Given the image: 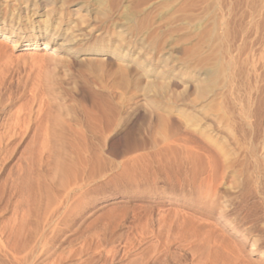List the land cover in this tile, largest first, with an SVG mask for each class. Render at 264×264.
<instances>
[{
    "label": "rangeland",
    "instance_id": "rangeland-1",
    "mask_svg": "<svg viewBox=\"0 0 264 264\" xmlns=\"http://www.w3.org/2000/svg\"><path fill=\"white\" fill-rule=\"evenodd\" d=\"M101 1L66 4L93 42L124 3L122 99L95 92L113 56L0 36V264H264V195L204 140L240 103L264 125V0Z\"/></svg>",
    "mask_w": 264,
    "mask_h": 264
},
{
    "label": "bare ground",
    "instance_id": "bare-ground-1",
    "mask_svg": "<svg viewBox=\"0 0 264 264\" xmlns=\"http://www.w3.org/2000/svg\"><path fill=\"white\" fill-rule=\"evenodd\" d=\"M13 1L19 2L20 0ZM98 1L100 2L98 4H102L101 0ZM59 2L60 4H58ZM66 2L67 0H50L49 4L46 5V9L42 14V16L44 17L40 20L38 19L37 21H33V19L29 17L28 19H30V21L27 22L28 24L22 23V17L20 14L22 9L18 5L16 7L13 2L12 4H8L6 2L4 7L1 6L3 8H0V36L4 39H12L13 37H16L17 39H15L14 41L17 44L25 43L26 46H29L32 49H36L39 47L41 48V46L48 47L56 45L55 48H66L64 50L65 53H68L69 51L74 52L75 56L76 53H83L85 55L94 56L102 54L106 56H113L116 59V68L111 72H109L108 69L105 70V73L102 75V78L104 79H102V81L100 82V89L96 90L95 92L100 96H105L107 98L110 97L113 99L116 97L118 99H122L125 93V62L127 59L125 50V45L127 44H125V26H127L125 25V23L127 20L126 14L123 10L125 9L123 8L124 3L120 4L121 2H118L120 4L118 10L119 12L117 15L118 17L112 16L116 13V11H114V14L109 13L110 10L113 11L115 7L113 4V9H108V7L104 6V8L102 9V6L99 5L101 7H99V11L102 9V16H105L104 20L103 18H101V21L103 20L102 22L104 24L105 31L104 33L100 34H98V32V35H95V40L93 42H89L92 38V32L98 30V28L95 29L90 26L91 24L89 22V19L91 16V8L87 9L89 6H87L86 8V6H82L80 4L81 6H77L73 9V11L68 7L69 3L66 4ZM103 2L105 3V1ZM36 4L37 3H35L34 5ZM115 4L117 5V3ZM27 9L28 7L25 6L23 11H27ZM116 9H118V6ZM82 10L84 11V13H82ZM31 15L41 14H39V10H32ZM42 16H40V18ZM36 29H38V32L36 31ZM66 56L68 57V55ZM58 57L56 56L55 58V56H52V58H54L55 60H57ZM99 58L97 56L96 59ZM60 59L57 61L61 62ZM94 59L95 58H93V60ZM104 59H100L101 61L97 60L98 62L95 60L96 62L94 63V65L96 67H102L103 69V67H106L107 64ZM87 64H89V61ZM91 65L93 67V64ZM34 83L36 82L34 81ZM236 110V114L234 113L235 115L233 114L234 111H232L231 108H226L225 110H223L217 126H209L207 131L204 133V140L208 145L207 148L209 147L210 152H214V155H208L209 166L214 167L215 165V161L212 160L213 157L216 161H220L219 165H224L226 162H229L231 148H233L232 146L230 147L231 141L227 140V136H229L237 144L236 146H238L236 149L235 160L234 158H231L233 159L231 161H234V163H238L240 174L244 175L242 182H248L249 185L255 189L256 193L260 192L264 195V192L261 191L263 190L262 187H264V132H261L264 131V125L262 124L263 120L259 119L256 116L259 110L249 103H240L239 106H237ZM220 133H222L223 135H219ZM245 171H247L248 173ZM245 173H247L246 176ZM242 264L249 263L243 262Z\"/></svg>",
    "mask_w": 264,
    "mask_h": 264
}]
</instances>
